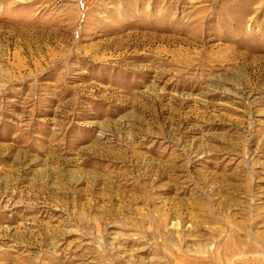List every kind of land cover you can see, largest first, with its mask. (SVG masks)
Listing matches in <instances>:
<instances>
[{
	"label": "rangeland",
	"instance_id": "rangeland-1",
	"mask_svg": "<svg viewBox=\"0 0 264 264\" xmlns=\"http://www.w3.org/2000/svg\"><path fill=\"white\" fill-rule=\"evenodd\" d=\"M0 264H264V0H0Z\"/></svg>",
	"mask_w": 264,
	"mask_h": 264
}]
</instances>
